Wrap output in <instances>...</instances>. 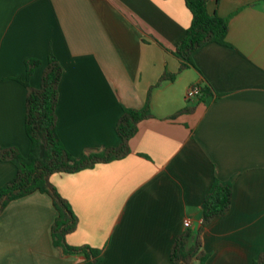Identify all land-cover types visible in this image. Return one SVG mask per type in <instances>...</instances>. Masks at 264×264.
I'll return each instance as SVG.
<instances>
[{"label":"crops","instance_id":"1","mask_svg":"<svg viewBox=\"0 0 264 264\" xmlns=\"http://www.w3.org/2000/svg\"><path fill=\"white\" fill-rule=\"evenodd\" d=\"M208 10L229 19V45L208 44L182 68L185 0H0L1 148L30 153L21 81L33 59L36 90L52 57L64 69L57 132L76 158L119 147L124 108L150 105L128 156L51 177L78 219L67 242L100 250L101 264H174L176 240L202 228L216 179L234 195L201 234L206 264L264 253V0H210ZM196 85L203 95L189 100ZM16 176L0 160V188ZM57 216L48 194L12 202L0 215V264H84L54 245Z\"/></svg>","mask_w":264,"mask_h":264},{"label":"trees","instance_id":"2","mask_svg":"<svg viewBox=\"0 0 264 264\" xmlns=\"http://www.w3.org/2000/svg\"><path fill=\"white\" fill-rule=\"evenodd\" d=\"M185 1L192 14V24L178 45L175 55L181 60L182 68H189L194 64V55L206 45H229V19L211 14L208 10L210 0ZM41 65L42 61L37 59L28 61L27 79L24 82L20 80L28 90L26 134L31 142L29 155L23 156L17 148L0 147V160L12 163L17 169L16 178L0 188V215L16 200L36 192L48 194L52 197L58 213L52 227L54 245L62 248L66 254H83L86 257L84 264H101L103 257L100 250L73 247L67 242L68 235L78 227V219L70 204L52 185L51 177L57 173H79L93 169L99 164L125 158L130 154L129 141L136 135L139 123L151 118L152 111L149 104L141 110L124 108L117 128L121 145L76 158L65 148L57 132L58 87L64 69L59 61L52 57L42 87L36 90L31 87L30 79ZM204 91L206 95L212 93L207 87ZM233 195L232 181H214L203 203L202 228L196 235L187 232L176 240L171 255L174 264H206L208 255L203 250L201 234L214 219L224 216L230 210ZM255 264H264V253Z\"/></svg>","mask_w":264,"mask_h":264},{"label":"built area","instance_id":"3","mask_svg":"<svg viewBox=\"0 0 264 264\" xmlns=\"http://www.w3.org/2000/svg\"><path fill=\"white\" fill-rule=\"evenodd\" d=\"M203 95V90L200 86H193L190 88V90L188 91V99L191 100V99H194V98H197V97H200ZM189 224V222H188Z\"/></svg>","mask_w":264,"mask_h":264}]
</instances>
